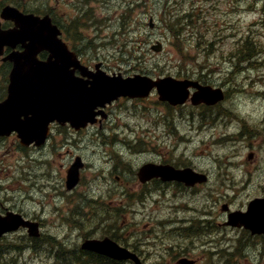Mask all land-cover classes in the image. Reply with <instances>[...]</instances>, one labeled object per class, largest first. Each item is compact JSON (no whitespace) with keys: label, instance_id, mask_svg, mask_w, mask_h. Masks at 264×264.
Segmentation results:
<instances>
[{"label":"rangeland","instance_id":"obj_1","mask_svg":"<svg viewBox=\"0 0 264 264\" xmlns=\"http://www.w3.org/2000/svg\"><path fill=\"white\" fill-rule=\"evenodd\" d=\"M74 1L85 5L83 10L78 11L76 6L69 13L74 18L80 17L72 19L75 23L71 21L69 26L73 34H80L74 45L83 49L81 57L85 62L102 61L104 69L110 73L141 72L153 77L177 76L180 65L187 66V73L201 78L203 70L212 83L225 86L229 98L219 108V121L210 129L194 130L191 127L194 123L181 117L184 113L186 118L188 108L172 110L159 103L157 96L144 101L116 103L104 128L99 126L72 134L69 129L55 128L52 142L40 152L18 150L5 156L0 153V202L5 206L23 207L26 213L43 217L44 236L50 233L63 239L66 227H61V216L70 213L71 204L78 199L79 193L96 195L102 182L98 180L102 171L109 175L108 184L102 185V189L116 186L115 178L124 180V189L134 186L139 190L137 179L133 182L126 178L134 179L132 173L146 161L164 158H172L174 162L190 160L211 171L219 179L220 186L235 183V188H226L234 197L233 206H241L255 195L257 190L243 182L256 179L257 183V174L264 172V131L260 138H255L249 137L243 129L248 133L249 122L254 128L255 120H264V100H256L259 92L264 93V0H242L239 3H229L228 0H142L138 6L135 5L138 0ZM233 3L244 5L245 9L241 12L235 8L232 10ZM180 10L176 15L182 16L180 22L173 23L169 17ZM195 11H202L198 21L194 16L191 23L195 26H187L191 13ZM122 15L130 42L134 46L137 42L146 49L141 55L134 54L140 57L141 66L130 63L133 56L129 53L125 54L130 60L120 54L116 45L121 43L122 36L112 37L113 32L120 30ZM151 18L154 27L149 25ZM170 27H174L178 34L180 32L181 38L174 37ZM243 36H250L251 44L260 54L249 58L238 52L236 46ZM157 39L164 43L161 52L153 50ZM127 142L136 147H130ZM69 149L72 151L69 155H80L88 164L83 171V184L73 192H69L65 185V165L72 159V156L66 157ZM248 167L253 169L251 174L244 171ZM35 174H39V179ZM47 178L54 184L49 189L42 187ZM224 188L220 191L223 192ZM217 209L220 211L221 207ZM85 211L89 212V209L85 208ZM125 215L129 220V214ZM166 218V211L157 208L149 216L138 215L135 223L125 222V225L134 231L138 229L143 234H150L153 230L168 228L159 226ZM19 235L22 233L9 235L8 242H18ZM56 263L49 256H34L29 251L23 259V264Z\"/></svg>","mask_w":264,"mask_h":264},{"label":"water","instance_id":"obj_2","mask_svg":"<svg viewBox=\"0 0 264 264\" xmlns=\"http://www.w3.org/2000/svg\"><path fill=\"white\" fill-rule=\"evenodd\" d=\"M58 33L59 31L54 29L51 35H48V37L44 36L42 39L38 35L28 34L26 32V37L33 38L35 43L37 42L39 49H48L50 56L47 61L40 62L38 65L40 71L39 77L41 78L38 86L42 89V92L39 96L35 94V99L33 98L34 105H36L37 109L34 119L37 122L31 125L33 117H30L26 128L21 127L20 121L11 124L12 129H17L20 133H23L25 141H31L37 136L42 135L43 139H45L46 126L50 121L56 119L62 122L71 121L73 125L77 126L84 125L88 121H92L95 115L94 109L98 105H105L107 102H111L121 95L131 97L146 96L156 85L159 88L162 99H168L173 103H178L183 101L187 96V87L191 84L196 85L189 81H177L171 77L154 81L149 77L137 75L124 79L119 75H107L105 72L93 74L92 81L76 77L74 76L73 70L70 72L69 68L71 65H74L75 68L82 69L80 62L76 53L70 52L67 45L61 39H58ZM153 48L160 50L161 44L155 45ZM17 61L18 64L15 65L13 77L18 76L20 73V60L18 59ZM83 74L87 75L84 72ZM207 90H210V87L202 89L200 95L202 96L204 91ZM213 93L214 91H210V94ZM219 94L222 95L218 89L211 102H215ZM12 116L2 117V124H10L8 121ZM12 121L13 123L15 122L14 117H12ZM37 127L38 129H36ZM42 128H44L43 134L41 132ZM21 129L24 131L22 132ZM25 134L28 135L27 139L25 138ZM142 172L148 178L154 175H162L165 179H186V177H189L191 170L185 169L177 171L171 167H167L166 169L162 167L154 168L152 165H147L143 168ZM76 181L77 178L71 184ZM263 200L261 199V201ZM253 204L256 206L257 201ZM261 204L264 207V202ZM20 224L21 220L19 219L0 221V235L5 231L18 228Z\"/></svg>","mask_w":264,"mask_h":264},{"label":"flooded vegetation","instance_id":"obj_3","mask_svg":"<svg viewBox=\"0 0 264 264\" xmlns=\"http://www.w3.org/2000/svg\"><path fill=\"white\" fill-rule=\"evenodd\" d=\"M6 5H11L14 7L16 6L20 10L26 13L34 12L42 16L45 14H50L53 20L55 22H58L59 13H60V10H59L60 0H0V33H2L3 31L9 30L11 28L17 27V23L15 20L8 19L2 16L3 8ZM8 40L9 39L3 40L0 45V102L7 99L10 94L11 72L14 66V63H13L14 61L10 59V55L13 53L24 51V45L27 43V41L24 42L22 39H15V38H12L11 40L12 43H6ZM44 54L45 52L43 51L40 52L39 57L44 58ZM106 117H108V113ZM106 117L100 119L99 121L100 126H103V121ZM1 143L3 145H6L7 147L16 146L23 150H28L29 148L38 149L37 147L33 145L30 146L29 148L21 146L16 133H12L11 135H7V136H0V144ZM5 209L6 208H4L1 211H4ZM107 224L108 223L105 220H101L99 222L100 226L105 225V230H107ZM109 225H110V228L112 229L109 234L110 235L109 237H111L115 241H118L122 236V233L119 231L118 225H116L114 222H111ZM224 227L225 229H228V228L232 229V227H227V226H224ZM97 228H98V223L96 224L94 230H96ZM245 232L247 233V237H246L247 245H249L252 241L261 243L264 240V235H254L250 231H245ZM104 235L108 236L107 233H105ZM233 235H236V234L233 233ZM79 236L83 238L87 236V234L80 232ZM239 237L240 235L238 234L235 240L238 241ZM88 253H91V252H88ZM57 254H60V252L56 251L55 255ZM91 254L95 256H100L106 259L105 256H101L96 253H91ZM185 256L189 257L190 259H195L191 251H187Z\"/></svg>","mask_w":264,"mask_h":264},{"label":"trees","instance_id":"obj_4","mask_svg":"<svg viewBox=\"0 0 264 264\" xmlns=\"http://www.w3.org/2000/svg\"><path fill=\"white\" fill-rule=\"evenodd\" d=\"M7 248V247H6ZM14 249V247H11V250L12 251H14L13 250ZM5 253V250L4 251H2V249L0 248V263H1V261H3V260H6L7 261V263H8V261L10 260H8L7 258L5 259V258H3V254ZM12 261L14 262L15 260H14V258L12 259ZM12 261H9L10 262V264H13V262Z\"/></svg>","mask_w":264,"mask_h":264}]
</instances>
